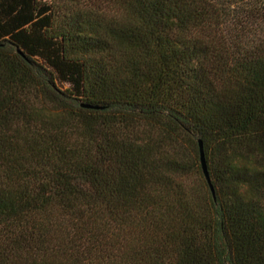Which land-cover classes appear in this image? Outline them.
<instances>
[{"label":"trees","instance_id":"16d2710c","mask_svg":"<svg viewBox=\"0 0 264 264\" xmlns=\"http://www.w3.org/2000/svg\"><path fill=\"white\" fill-rule=\"evenodd\" d=\"M0 264H264V0H0Z\"/></svg>","mask_w":264,"mask_h":264},{"label":"water","instance_id":"95a60500","mask_svg":"<svg viewBox=\"0 0 264 264\" xmlns=\"http://www.w3.org/2000/svg\"><path fill=\"white\" fill-rule=\"evenodd\" d=\"M87 107H94V106H90V105H86ZM198 159H199V164H200V168L202 171V174L208 184V187L210 189L211 195L214 198V191H213V187L210 183V179H209V175H208V171H207V167H206V161H205V157H204V152H203V147H202V143L200 140H198Z\"/></svg>","mask_w":264,"mask_h":264}]
</instances>
